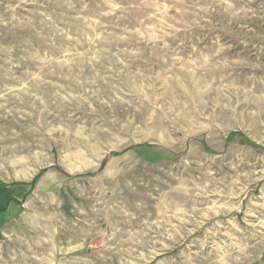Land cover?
<instances>
[{
  "label": "rangeland",
  "instance_id": "1",
  "mask_svg": "<svg viewBox=\"0 0 264 264\" xmlns=\"http://www.w3.org/2000/svg\"><path fill=\"white\" fill-rule=\"evenodd\" d=\"M18 183L60 264H264V0H0Z\"/></svg>",
  "mask_w": 264,
  "mask_h": 264
},
{
  "label": "crops",
  "instance_id": "2",
  "mask_svg": "<svg viewBox=\"0 0 264 264\" xmlns=\"http://www.w3.org/2000/svg\"><path fill=\"white\" fill-rule=\"evenodd\" d=\"M6 189L0 190L1 264H60L72 253H77L74 258H80L84 239L71 234L63 223L56 233L52 217H35L37 211L29 204L31 185L18 183ZM38 239L50 248L46 246L39 253Z\"/></svg>",
  "mask_w": 264,
  "mask_h": 264
},
{
  "label": "built area",
  "instance_id": "3",
  "mask_svg": "<svg viewBox=\"0 0 264 264\" xmlns=\"http://www.w3.org/2000/svg\"><path fill=\"white\" fill-rule=\"evenodd\" d=\"M2 251H3V247H2V245L0 244V253H2Z\"/></svg>",
  "mask_w": 264,
  "mask_h": 264
},
{
  "label": "trees",
  "instance_id": "4",
  "mask_svg": "<svg viewBox=\"0 0 264 264\" xmlns=\"http://www.w3.org/2000/svg\"><path fill=\"white\" fill-rule=\"evenodd\" d=\"M252 146L257 147L255 144L251 143Z\"/></svg>",
  "mask_w": 264,
  "mask_h": 264
}]
</instances>
